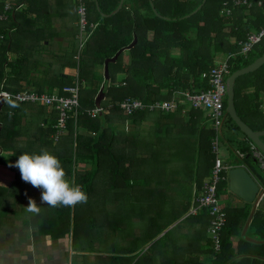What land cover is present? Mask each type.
Wrapping results in <instances>:
<instances>
[{
    "label": "trees",
    "instance_id": "16d2710c",
    "mask_svg": "<svg viewBox=\"0 0 264 264\" xmlns=\"http://www.w3.org/2000/svg\"><path fill=\"white\" fill-rule=\"evenodd\" d=\"M23 1L16 0V4ZM72 1L77 10L82 1L85 3L88 30L91 29L92 23L97 24L81 54L80 107L76 114L74 111L71 112L68 134L56 142L52 139L54 124L58 117L54 107L19 103L13 100L5 102L0 112V150H2L0 164L14 171L15 181L7 186L0 184V214H3L10 200L23 201L28 205L27 199L32 198L41 207V212L37 215L40 221L45 213H48L47 218H62L64 211L66 221L68 217L70 226H74V240L80 234L90 237L92 232L90 225H81L78 219L84 217L81 213L83 209L94 212L92 207L95 206L96 200L100 199L95 194V189L100 187L96 186L98 178L103 173L104 176H107V173L111 174L112 171L116 173L121 162H128L127 169L133 170L131 168L133 163L145 160L148 168L133 172L136 179L134 183L130 182V179L126 181L123 179L120 183L121 188L127 190L133 184L135 197L137 199L148 197V202L144 205H154L156 208L160 204L159 195L165 191H170L169 194H173V190L178 191L189 201L187 204L183 203L185 204L183 207L171 212L172 220H168L163 229L150 237V240H153L189 211L194 183L202 184L205 179L212 176L216 160L212 139L216 131L213 126L207 125V121L202 123L193 119L184 122L183 107L186 106L184 103L177 110L178 116L174 117L161 111L150 110H138L126 114L119 104L126 97L153 102L170 99L178 90L207 89L209 81L204 74L228 54L232 55L229 59L231 73L252 63L264 54V38L255 44L248 54L242 52V47L247 43L249 34L264 28V0L261 5L257 4L259 0H250L253 5H234L230 0H206L196 13L192 12L203 0H124L121 9L110 16L105 14L112 13L121 0H98L99 9L96 0ZM227 1H229L227 6L231 9L230 14L221 12L225 7L224 2ZM25 2L27 7L23 10L15 12L17 5H14L7 11L9 25L6 24L1 29V32L6 34V38L0 42V81L5 74L4 67L15 66L18 63V59L14 62L9 60L8 52L18 53L17 36L26 29L20 19L21 14L40 15V10L43 9L47 12L44 4L36 11L35 0ZM30 19L33 21H29L37 24L34 20L35 16ZM15 27L17 30L10 35V29ZM135 35L138 37L137 43L121 52L115 62L109 63L110 85L107 82L104 87L106 98L102 101L103 112L97 117H92L88 111L95 107V96L100 86L85 87L83 81L102 82L104 78L100 75L97 65H105L106 59L128 46ZM76 65L77 60L72 56L67 66ZM60 72H57L53 79L42 76L40 78L42 81L48 79L47 88L39 85L36 90L67 95L64 87L75 83V78L70 73L65 77ZM118 74H123V77L118 78ZM12 80L10 79V82ZM24 89L21 87V90ZM235 103L239 115L246 123L255 130L264 129V108H262L264 64L253 72L237 77ZM226 108L227 98L225 110ZM198 111L199 116L204 118L203 111L196 110ZM227 118L230 127L235 131H241L229 115ZM128 120L134 125V130L128 132L116 128V125ZM145 121L149 123H144ZM79 129L82 132L77 133L76 130ZM241 133L243 138L235 140L233 145V142L226 140L237 154L235 162L245 165L264 186V170L253 155L252 140L244 132ZM41 149H46L59 157L69 178L72 179L74 176L75 184L82 186L87 193V203L77 204L74 207H49L41 201V189L23 181L19 169L10 166L15 164L23 152L39 153ZM142 153L148 155L141 157ZM166 153L178 157L175 170L177 172L169 173V166L159 164L160 160L174 162ZM76 158L81 163L92 162L93 168L90 171L76 170L73 161ZM222 174H226L227 179L221 180L218 184L220 197L229 187L228 172L223 171ZM251 208L252 205L248 202L224 208L227 221L221 232V248L218 251L214 249V241L208 233L211 215L207 208H201L195 215L189 214L156 239L147 253L141 256L145 261L141 260V257L136 258L138 250L134 248L114 254L86 255L84 262L85 264H264L262 259L264 243H254L242 237V229ZM189 221L194 224L192 228L187 225ZM248 234L253 238L264 239L262 206L256 210Z\"/></svg>",
    "mask_w": 264,
    "mask_h": 264
},
{
    "label": "crops",
    "instance_id": "0c3cea01",
    "mask_svg": "<svg viewBox=\"0 0 264 264\" xmlns=\"http://www.w3.org/2000/svg\"><path fill=\"white\" fill-rule=\"evenodd\" d=\"M25 1L26 0L17 5L16 0H0V15L6 12L7 3H10L12 6L17 5L15 12H18L27 7ZM2 3L4 4L3 7ZM42 4L46 6L47 12L43 9V11L40 10V15L21 14L20 16L26 29L17 36L19 41L17 45L18 53L15 51L8 52L9 60L14 62L15 59H18V63H16L17 65L15 64V66L10 65L4 67L5 74L0 81L1 84L5 77L8 78L5 84L7 90H21V87L22 89H36L39 85H44L45 88H47L46 85H48V83H46V81H48V79L42 81L40 78L46 76V78L53 79L54 75L60 71L65 77L68 76V73L74 75V78L79 75L78 66L80 65V61L76 58L79 46L78 39L80 36L77 8L73 5V1L71 2V0H35V10L38 11ZM34 16L36 18L34 20H36L37 24H34L32 22L33 19H30V17ZM6 24L7 26L9 25V19L0 18V32ZM43 27L45 29H43ZM16 30V27L10 29L9 34L12 35ZM72 56L77 60V65L75 67H68L67 65L69 64V61H71ZM98 70L104 80L102 82L83 81V86L84 84H87L89 88H95L98 86H100V89L102 88L106 80L104 75L105 65L103 69ZM122 77L123 74H118V78ZM10 79L13 80L10 82ZM96 97L97 95L95 96V106ZM184 108L186 109H183L185 114L183 115L184 122L195 119L200 120L202 123H206L207 121V123L209 122L211 124L205 111L201 110L204 112H202L204 115V118H202L199 116V111L196 112V110H192L187 106ZM262 108H264V104H262ZM166 114H170L173 117L178 116L177 110L167 112ZM193 114L195 115L193 116ZM144 123L149 122L145 121ZM116 128L129 132L134 130V125L128 120L116 125ZM76 132L78 133L82 131L79 129L76 130ZM242 138L243 135L239 134L238 138H235V140ZM159 147L161 148L160 145ZM63 150H65V148H63ZM146 155L142 153L140 156L145 157ZM73 161H75V169L79 171H90L94 165L92 162L81 163L77 158ZM177 162L178 160L174 162H162L160 160V163H158L163 166H169L171 163L177 165ZM144 163H146L145 160ZM226 165L230 168L231 166H236L238 164ZM72 179L75 180L74 176ZM205 180L202 184L194 183L190 209L192 207L194 195L196 193H201ZM14 181V171L7 169L4 165L0 164V184L7 186ZM27 200L29 201V199ZM232 202L233 204L231 206L244 204V201H239L236 196ZM26 206L27 204L23 201L19 202L18 200H10L9 204L4 208L3 214H0V264H72V254L77 251L74 247L75 240L72 225L70 226L68 217L66 221L64 211L62 218H47L48 213H45L43 219L40 221L36 214L30 213L26 210ZM260 206H262V204ZM190 209L186 215L165 228L161 235L159 234V237H161L164 232L176 226L189 214L195 215L201 210L192 212ZM187 225H190L191 228L194 226L192 221H189ZM235 239L238 240L236 237ZM79 252H84V250Z\"/></svg>",
    "mask_w": 264,
    "mask_h": 264
},
{
    "label": "built area",
    "instance_id": "2783aa9c",
    "mask_svg": "<svg viewBox=\"0 0 264 264\" xmlns=\"http://www.w3.org/2000/svg\"><path fill=\"white\" fill-rule=\"evenodd\" d=\"M230 1H232L234 5L253 4L250 0ZM228 2L229 1L224 2L225 7L221 11L224 14H230L231 9L227 6ZM262 3V0L258 1V4ZM11 8L12 5L7 3L6 12L1 14L0 18L7 19V11ZM78 13L80 14V39L76 58L80 61L83 48L97 24L92 23L90 25L91 29L88 30L89 23L87 19V10L83 1L78 6ZM5 38L6 35L0 32V42ZM263 38L264 28L260 31L249 34L247 43L242 47V52L248 54L254 45L260 42ZM231 56V54H228L218 60L217 64L213 66L208 73L204 74L209 81V87L207 89L178 90L174 92L170 99L156 100L153 102H145L141 99L126 97L119 104L121 109L126 114L138 110L161 111L163 113H167L178 110L179 107L184 104H188V106H186L191 109L203 110L206 112L207 118L211 121V124L216 131V134L212 139V149L216 154V160L212 170V176L205 180L201 193H196L194 195L190 211L197 212L201 208H207L209 210L211 222L208 227V233L214 241V249L216 251L221 248V232L227 221L226 212L224 210V206L221 204V197L218 194V184L221 180L227 179V175H223L222 172H228L229 170V166H227L220 157L219 150L224 137L223 125L227 117L225 101L227 98V78L231 73V66L229 62ZM6 81L7 77H5L0 84V98H4L5 102L13 100L19 103H35L38 105L54 107L57 111L58 117L56 123L54 124L55 130L54 133H52V139L57 142L68 132V120L71 116V112L74 111L76 114L80 107V91L82 83L79 75L75 77V83L64 87V91L68 93L67 95L59 94L58 92H39L38 90L32 88L12 92L6 89ZM108 84L110 85V81ZM183 109L186 110L184 107ZM101 112H103V107L95 106L93 109L88 111V114L92 117H97ZM76 145L77 142L75 141V146ZM251 149L261 169L264 170V152L253 141H251ZM241 156H243L242 153Z\"/></svg>",
    "mask_w": 264,
    "mask_h": 264
},
{
    "label": "rangeland",
    "instance_id": "374dc122",
    "mask_svg": "<svg viewBox=\"0 0 264 264\" xmlns=\"http://www.w3.org/2000/svg\"><path fill=\"white\" fill-rule=\"evenodd\" d=\"M103 67L104 65L102 64L97 65L99 69H103ZM85 87L89 86L86 84ZM186 105L188 106V104ZM207 125L211 127L209 122ZM223 131L225 136L222 139L223 144L220 146L219 155L225 164L236 165L235 159L237 158V154L226 140H230L231 143L233 142V145L235 144V138H238L239 134L241 135L242 133L230 127L228 118L226 119ZM166 155L169 156L170 153H166ZM170 156L172 157V161L178 160L175 154H171ZM128 165V162H121L116 173L112 171L111 174L107 173V176H104L103 173L98 178L96 186L100 187L95 189V194L100 199L96 200L95 206L92 207L94 212H87L83 209L81 213L84 217L78 219L79 224L90 225L89 227H91L92 232L90 237L80 234L75 239L74 247L77 252L72 254V264H85L84 258L86 255L114 254L115 252H126L134 248L138 250L136 258L143 257L147 253L149 246L161 234L153 240H150V237L163 229L167 225L168 220H172V211L178 210L189 202L186 196L183 197L178 191L173 190V194H169L170 191H165L159 195L158 201L160 204L157 208L154 205H144L148 202V197L137 199L134 195L135 189L132 188L133 184L130 188L124 190L121 188L120 183L123 182V179L124 181L130 179V182L133 181L134 183L136 179L133 172L148 168V165L144 161H138L131 165L133 170H128ZM176 168L177 165L171 163L169 165V173L177 172L175 171ZM223 192L221 204L225 207L232 205L235 195L229 190V187L227 191ZM148 193L150 194V192ZM183 203L185 204L183 205ZM262 207L264 208V200ZM72 229L74 230L73 225ZM75 230H77V227ZM82 250L84 252H79ZM142 257L140 259L145 261ZM146 263H148V259H146Z\"/></svg>",
    "mask_w": 264,
    "mask_h": 264
},
{
    "label": "water",
    "instance_id": "95a60500",
    "mask_svg": "<svg viewBox=\"0 0 264 264\" xmlns=\"http://www.w3.org/2000/svg\"><path fill=\"white\" fill-rule=\"evenodd\" d=\"M206 0L198 6L196 10L192 13H196L201 7L204 5ZM124 0L120 1V4L116 10H114L110 14L105 15H112L119 11L123 6ZM152 3V2H151ZM96 4L98 9L99 2L96 0ZM153 5V3H152ZM153 8H155L153 6ZM138 41V37L135 35L133 41L126 47L121 48L113 57L107 58L105 61V83L102 88L99 90L97 97H96V106H101V101L105 99L106 92L104 90L105 84L110 81L109 72V63L115 62L118 56L123 52L125 49H129L134 46ZM264 64V54L260 57L256 58L252 63L249 65L242 67L234 72H232L227 78V108H226V115H229L240 127L241 131L244 132L263 152H264V129L262 130H255L253 129L248 123H246L241 116L239 115L236 103H235V84L237 77L253 72L257 70ZM5 104L4 98H0V112ZM1 127V126H0ZM2 150H0V155ZM228 183H229V190L238 198L239 201H244L248 203H252L251 212L248 216V219L242 229V237L248 241L262 244L264 243V239H257L253 238L248 234V229L250 224L253 221L254 215L256 210L262 204L264 200V186L260 183V181L249 171V169L244 165H236L231 166L228 170ZM165 233V232H164ZM260 257V256H258ZM262 258V257H260ZM264 259V258H262Z\"/></svg>",
    "mask_w": 264,
    "mask_h": 264
},
{
    "label": "clouds",
    "instance_id": "9594fccd",
    "mask_svg": "<svg viewBox=\"0 0 264 264\" xmlns=\"http://www.w3.org/2000/svg\"><path fill=\"white\" fill-rule=\"evenodd\" d=\"M10 166L19 169L23 181L41 189V201L49 207H74L87 203L88 195L82 186L69 178L59 157L46 149L39 153L23 152ZM26 210L39 215L41 207L30 198Z\"/></svg>",
    "mask_w": 264,
    "mask_h": 264
}]
</instances>
